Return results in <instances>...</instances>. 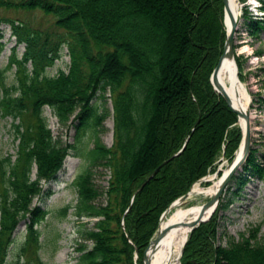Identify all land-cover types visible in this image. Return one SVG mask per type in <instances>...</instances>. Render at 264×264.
<instances>
[{
	"label": "trees",
	"instance_id": "1",
	"mask_svg": "<svg viewBox=\"0 0 264 264\" xmlns=\"http://www.w3.org/2000/svg\"><path fill=\"white\" fill-rule=\"evenodd\" d=\"M259 2L264 12V0ZM0 4L53 13L54 24L63 30L42 37L39 30L0 17V23H10L16 44L25 45L21 56L12 46L8 58L7 67L15 66V82L6 86L0 81V111L11 116L18 140L13 158L11 153L0 157V264H8L13 232L21 220L26 222V236L14 264H47L38 253L36 227L47 211L32 205V200L49 194L42 180L55 178L70 150L86 160L72 181L77 190L75 213L97 217L84 231L92 245L80 247L78 264H139L162 212L215 169L221 150L231 161L241 140L237 114L209 79L225 39L223 1L0 0ZM248 20L250 33L257 35L264 27V13ZM60 44L67 46L68 70L59 68L49 75L46 67L60 56ZM235 59L240 65L239 57ZM105 89L114 110L110 146L98 136L104 113L92 103ZM46 105L61 123L74 114L76 131L90 128L93 145L78 149L75 142L54 137L43 114ZM184 142L181 152L134 192ZM96 164L110 170L103 203L94 202L100 193L92 180ZM244 167L264 178V163L256 160L254 151ZM217 226L215 210L189 232L180 264H264V241L255 231L222 245L216 243Z\"/></svg>",
	"mask_w": 264,
	"mask_h": 264
},
{
	"label": "rangeland",
	"instance_id": "2",
	"mask_svg": "<svg viewBox=\"0 0 264 264\" xmlns=\"http://www.w3.org/2000/svg\"><path fill=\"white\" fill-rule=\"evenodd\" d=\"M11 1L16 2L18 0ZM237 1L242 11V16L234 38L235 55L239 57L241 62L238 65L236 61V64L239 79L246 85L251 95L250 110L254 113L253 120L250 123V151H254L257 161L264 163V27L259 30L257 35L250 33L248 28V19H260L264 12L260 7L256 8L255 4H259L258 0ZM0 17L14 19L15 22L25 24L32 30H39L42 37L46 32L52 34L63 32L61 28L56 27L54 24L56 16L53 13H46L40 8H24L16 5L0 4ZM225 27H228L226 18ZM0 29L2 30V37L0 38L2 43L0 45V81L3 85L8 86L15 82V66L7 67L12 46H16V54L21 56L25 45L23 42L16 44V38L12 34L9 22L2 21ZM60 45V56L54 60L52 65L46 67V73L49 75L55 74L59 68L65 71L68 70L70 57L67 46L64 44ZM2 93L3 86L0 84V96ZM97 93L92 103L95 107H98V113H104L101 124L98 126V136L106 146H110L114 141L112 99L108 89ZM43 114L47 118L48 126L54 137L60 138L63 142H75L78 149H81L85 143H87L88 147L93 145V132L90 128L84 129V131H76L73 124L75 122L74 114L70 116L66 123H61L54 115L51 107L47 105L43 108ZM11 122V116L3 115L0 111V157L6 153H11L13 155L12 158L14 157L18 140L15 138ZM239 122L242 125V121L239 120ZM235 123L239 125L238 120ZM235 157L236 155L233 160ZM228 162L230 161L224 155L223 150H221L220 155L214 161L215 169L204 175L205 179L199 181L202 178L200 177L195 181L191 185L190 190L197 183L204 188L211 186L213 182L210 178H221L226 167L230 164ZM244 165L245 163L227 183L213 210V212L216 210L218 223L217 244L226 245L231 239H239L241 233L248 235L251 231L256 232V237L259 241H264V178H259L252 172L247 173ZM85 166L86 160L75 154L74 150H70L55 178L49 181L42 180L44 190L50 191L49 194L47 196H35L32 200V205L40 204L47 211L44 219L36 225L39 230L40 241L38 253L47 264H78V256L82 252L80 247L90 248L92 245V240L85 237L84 231L92 226L97 217L76 215L77 190L72 184L75 175ZM215 172L216 175H213ZM34 176L35 169L33 168L32 177ZM109 177L110 170L105 165L96 164L92 167L93 183L100 190V193L94 199L95 203H103L105 201L104 190L107 187ZM207 181L208 183H206ZM151 189H153V186ZM193 196L184 201V207L201 205L208 199V196L204 194H195ZM217 206L219 207L218 209ZM64 207L66 208L63 214L62 209ZM177 208L176 205L171 207L165 217L172 215ZM25 236L26 222L21 220L13 232L8 264H14L15 256ZM150 245L147 247L145 254ZM139 264H143L142 258Z\"/></svg>",
	"mask_w": 264,
	"mask_h": 264
},
{
	"label": "bare ground",
	"instance_id": "3",
	"mask_svg": "<svg viewBox=\"0 0 264 264\" xmlns=\"http://www.w3.org/2000/svg\"><path fill=\"white\" fill-rule=\"evenodd\" d=\"M229 1L230 14L226 15V23L228 25L227 28H229L231 24V19L237 18L240 22L242 16V11L240 10L238 1ZM216 78L217 82L233 96L234 106L242 113L249 114L250 124L254 117V113L250 110L251 95L246 85L239 79L236 62L233 59L224 56L219 66ZM239 120L242 121L244 128L246 123L245 116H241ZM238 154H236V157L232 163L226 167L223 175L229 170L234 161L239 157ZM210 179L213 182L211 186L204 188L199 183H197L193 189L188 192L185 200L175 204L178 208L172 213V215L164 217L160 226L161 229H163V233L151 243L148 251L146 252V264H179V254L181 247L190 231L189 223L198 215L202 205H191L184 207L183 203L189 197L195 194H204L208 197L213 195L214 191L219 185L221 178L211 177ZM215 207L216 206H211L205 212V216L215 209Z\"/></svg>",
	"mask_w": 264,
	"mask_h": 264
},
{
	"label": "water",
	"instance_id": "4",
	"mask_svg": "<svg viewBox=\"0 0 264 264\" xmlns=\"http://www.w3.org/2000/svg\"><path fill=\"white\" fill-rule=\"evenodd\" d=\"M223 1V10H224V15H223V22L225 25V18L227 14H230V1L229 0H222ZM238 24H239V20L237 18L231 19V24L229 26V28L225 27V39H224V44H223V50L222 53L220 54L217 63L215 64L211 74H210V82L213 86V88L223 97V99L226 101V103L228 104V106H230V108L235 111V113L237 114V120L239 123V126L241 128V140L240 143L237 147V149L235 150V155L238 154L239 157L234 161V163L232 164V166L229 168V170L222 175L220 181H219V185L217 186L216 190L214 191L213 195H211L206 201H204L201 205V209L199 210L198 215L190 221L189 225H190V231L196 227L201 221H205L207 220L211 213L213 212V210L207 215L205 216V212L211 207V206H216L221 193L223 192V189L225 188V186L227 185V183L231 180V178L234 176V174L242 167V165L246 162L249 153H250V148H251V128H250V124H249V114L248 113H242L238 108H236L234 106V102H233V96L229 93V91H227L224 87H222L218 82H217V72L219 69V66L221 64V61L223 59L224 56H227L231 59H233L235 62V50H234V42H235V33L236 30L238 28ZM241 116H245L246 118V123H245V127L243 128V126L241 125V123L239 122V118ZM185 146V142L182 145V147L177 150L176 152H174L172 155H170L168 158L163 159L145 178V180L135 189L134 192L138 191L139 189L142 188V186L153 176L155 170L163 163H165L167 160H169L170 158H172L173 156L179 154L181 152V150L183 149V147ZM234 155V156H235ZM234 158V157H233ZM233 159L228 162L232 163ZM216 175V172L213 174ZM205 179V176L200 178V180ZM208 180V178H207ZM191 188V187H190ZM190 188L183 193L182 195H180L178 198H176L172 203H170V205L162 212L161 216H160V220H159V224L157 227V230L155 232V235L150 239L148 245L146 246V248L153 242L155 241L159 236H161V234L163 233V229H161L160 227V223L162 221V219L165 217L166 213L169 211V209L174 206V204H176L177 202L183 201L185 200V198L188 195V192L190 190ZM189 231V232H190ZM189 234V233H188ZM187 234V237H188ZM187 237L185 238L183 245L181 247V251L179 254V257L183 251V247L184 244L187 240ZM146 248L144 249V252L142 254V263L146 264V256H145V251Z\"/></svg>",
	"mask_w": 264,
	"mask_h": 264
}]
</instances>
